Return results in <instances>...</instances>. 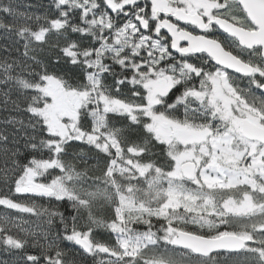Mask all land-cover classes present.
Listing matches in <instances>:
<instances>
[{"label": "snow or ice", "instance_id": "obj_1", "mask_svg": "<svg viewBox=\"0 0 264 264\" xmlns=\"http://www.w3.org/2000/svg\"><path fill=\"white\" fill-rule=\"evenodd\" d=\"M53 6L56 15L44 23L35 17L36 28L0 22L15 29L24 56L40 69L24 65L27 79L13 75L15 62H0L4 83L32 93L25 110L34 133L27 162L14 161V187L0 195V205L43 214L50 225L58 218L61 226L56 239L40 245L41 255L25 253L23 264H75L56 240L103 254L98 264H209L221 251L239 264H264V0H53ZM13 12L0 4V13ZM53 33L60 53L53 65L63 60L78 69V82L29 55ZM110 115L163 146L168 170L142 163L148 142L129 143ZM0 141L7 137L0 134ZM75 142L95 157L81 151L74 160H103L94 180L103 187L85 188L87 168L65 159ZM232 190L242 198H225ZM13 192L67 202L73 214L18 202ZM101 198L112 207L107 222L93 216ZM12 224L0 217V243L23 252L28 241L11 234ZM91 225L107 229L115 243L95 241Z\"/></svg>", "mask_w": 264, "mask_h": 264}, {"label": "trees", "instance_id": "obj_2", "mask_svg": "<svg viewBox=\"0 0 264 264\" xmlns=\"http://www.w3.org/2000/svg\"><path fill=\"white\" fill-rule=\"evenodd\" d=\"M0 4H11L14 9L13 15L0 13V22L6 25L15 24L19 27L20 25L28 24L32 28H36L35 17L40 16V23H44L43 17H54L56 15L53 0H0ZM71 38L78 39L79 37L78 34H72ZM48 41V44L44 45L34 44L35 51L30 52L29 55H35L42 63L47 64L50 69L55 67L70 82H78L81 79L78 69L66 64L63 60L56 65L52 63L56 56L60 54L58 49L53 47L57 43L55 33L48 36ZM59 43L63 45L64 40L60 39ZM23 45L24 41L17 36L15 29L9 31L5 27H0V62H15L13 75L20 73L25 78L31 79L32 77L28 75L27 71H22L23 66L28 65L35 71H39L40 69L32 60L24 56ZM107 83L110 84L111 80L109 79ZM31 94L30 91L20 89L14 81L4 83L3 77L0 75V134L7 137V142L0 141V195L9 194V188L14 187L13 180L15 173L13 169L18 171L14 161L20 164L26 163V157L30 153V149L26 147V142L34 133L29 123L31 114L27 113L25 109L26 101ZM124 94L127 95V89L124 90ZM85 119L87 120V118ZM109 120L112 126L124 129L123 136L127 138L129 143L143 145L145 141L148 142L149 151L142 155V163L151 162L168 170L169 161L165 155V149L154 140H151L142 127L129 126V122L126 119L117 116L110 115ZM87 123L90 126V120H87ZM81 151L87 157H95L94 150L90 151L88 145L75 142L68 149L69 155L65 159L74 162L80 171H84L87 168L85 188L94 190L98 185L103 187L102 182H94L96 177L103 174V160L100 159L97 162L96 159H90L87 165L78 159L74 160L73 157L81 153ZM14 153L15 155H13ZM138 186L142 188L146 187L143 179L139 180ZM10 195L18 202L35 204L38 208H55L64 212L66 216L73 214L67 202L57 203L49 201L47 198L17 196L14 192L10 193ZM92 212L96 219L105 222L111 220L113 217L112 207L102 198L94 203ZM79 215L81 217L79 224L86 230L85 226L89 224L87 211L82 210ZM0 217H8L13 220L14 224L8 226L11 234L28 241L23 252L11 249L0 243V264H23L25 253L41 255L40 245H46L47 242L56 239V234L61 228L58 218H56L54 224L50 225L47 222L48 217L43 214L38 216L33 213H21L14 209H8L3 205H0ZM245 222L250 223V221ZM234 223L239 222L234 221ZM156 226L159 227L158 224ZM91 227L93 228L92 238L95 241L109 244L115 243L114 235L107 229L97 225H91ZM137 227L143 230V226ZM193 227L192 225H188V228ZM45 237H47V240ZM34 243L37 246H34ZM56 243L66 251L67 255L65 259L67 261H75V264H98V261L104 258L103 254L93 256L84 253L77 245L67 241L56 240ZM233 258L237 257L229 254L213 255V261L217 264H224L223 260Z\"/></svg>", "mask_w": 264, "mask_h": 264}, {"label": "rangeland", "instance_id": "obj_3", "mask_svg": "<svg viewBox=\"0 0 264 264\" xmlns=\"http://www.w3.org/2000/svg\"><path fill=\"white\" fill-rule=\"evenodd\" d=\"M232 195L234 199H241L242 193L236 192L235 190H232L230 193H225V198L227 195ZM251 222V221H250ZM224 264H239V258H233V259H225L223 260ZM192 264H197L196 261H192ZM209 264H217L215 261H210Z\"/></svg>", "mask_w": 264, "mask_h": 264}, {"label": "water", "instance_id": "obj_4", "mask_svg": "<svg viewBox=\"0 0 264 264\" xmlns=\"http://www.w3.org/2000/svg\"><path fill=\"white\" fill-rule=\"evenodd\" d=\"M81 250H82V249H81ZM82 251H83V250H82ZM214 254H216V253H213V255H214ZM219 254H227V253L221 251Z\"/></svg>", "mask_w": 264, "mask_h": 264}]
</instances>
